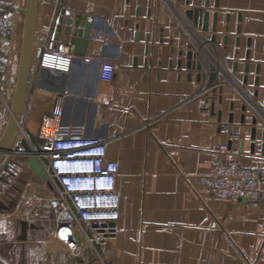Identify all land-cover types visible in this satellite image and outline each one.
<instances>
[{"label":"crops","instance_id":"1","mask_svg":"<svg viewBox=\"0 0 264 264\" xmlns=\"http://www.w3.org/2000/svg\"><path fill=\"white\" fill-rule=\"evenodd\" d=\"M187 1L38 0L19 131L42 143L59 125H76L108 140V156L119 162L120 215L116 242L102 246L107 264H264V192L256 204L217 199L201 181L218 145L231 143L223 123L241 130V162L264 165V121L258 115L253 123L257 113L242 108L230 84L215 101L196 95L200 77L188 66L190 43L172 10L174 2L186 16ZM25 3L0 0L13 27L10 37L0 36V135L11 113ZM189 3L205 8L206 0ZM206 8L203 31L216 35L227 70L264 110V0H208ZM73 28L104 37L89 41L84 54L96 48L100 56L87 62L75 55L69 72L40 66L45 49L76 44ZM103 59L118 65L111 80L101 78ZM15 157L0 156V264H98L60 254L50 240L55 191L27 156Z\"/></svg>","mask_w":264,"mask_h":264},{"label":"built area","instance_id":"2","mask_svg":"<svg viewBox=\"0 0 264 264\" xmlns=\"http://www.w3.org/2000/svg\"><path fill=\"white\" fill-rule=\"evenodd\" d=\"M172 10L197 58L203 63V76L196 95L206 92L215 101L220 98L224 86L230 84L264 121L263 108L227 70L223 46L193 25L174 2ZM12 33L9 15L1 12L0 36L10 37ZM90 41L103 43L105 39L100 34H93ZM74 46V43L62 40L55 47L45 49L39 57L40 66L69 72L75 57ZM100 54V50L94 48L82 58L89 62ZM117 68V63L103 59L101 78L111 80ZM220 131L229 137L231 143L218 145L213 168L201 181L217 199L236 201L244 198L256 204L264 192V165H244L241 162L238 147L240 129L223 123ZM24 136L28 138L25 130L21 129L12 153L7 154L6 158L27 156L20 150L21 138ZM40 147L37 158L55 191L58 203L56 227L50 240L58 244L60 254L66 260L107 264L102 246L116 242L120 215V191L117 186L119 162L108 156V140L86 135L80 126L59 125L52 134L45 135Z\"/></svg>","mask_w":264,"mask_h":264},{"label":"water","instance_id":"3","mask_svg":"<svg viewBox=\"0 0 264 264\" xmlns=\"http://www.w3.org/2000/svg\"><path fill=\"white\" fill-rule=\"evenodd\" d=\"M188 6L185 9L186 16H188L193 25H200L202 30L206 31L209 29V17L210 11L208 8V0H206L205 8L200 7H190L189 0L186 3ZM37 5L38 0H26L25 7L22 8V11L25 13L24 18V27H23V36L21 42V50H20V59L19 66L17 72L16 84L13 91V97L11 102V113L9 115L7 124L5 126L4 131L0 135V156L3 154H11L13 148H10V145L15 137V134L18 129H20V119L23 111L24 100L26 96V90L28 85V80L31 71L32 65V55H33V46H34V35H35V21H36V13H37ZM82 15H79L80 18ZM84 16V15H83ZM82 16V17H83ZM219 13L214 12L213 14V23L212 30L215 32L217 30V20ZM72 19H68V23L71 24ZM82 24V22L77 19L75 20V25L78 26ZM92 24V22H91ZM90 24V25H91ZM73 34L76 36V44L74 48L75 55H84L86 53L87 46L90 41L91 33L90 31H83L81 29L73 28ZM212 41L216 40V35L213 34ZM188 66L190 68H194L198 71L199 77L203 76V63L197 58L196 52L193 50L190 45V50L188 52ZM213 107L215 102L212 103ZM248 103L245 101L243 103L242 108L245 110L248 108ZM253 123L259 121L258 114H254ZM264 125V122H263ZM25 132L28 135L27 137L21 138L22 148L20 150L23 151L24 154L28 156L29 165L43 177H47V174L37 158V152L41 150L40 143L37 142V139L31 134V132L26 129ZM264 132V131H263ZM252 135H255V127L253 128Z\"/></svg>","mask_w":264,"mask_h":264},{"label":"bare ground","instance_id":"4","mask_svg":"<svg viewBox=\"0 0 264 264\" xmlns=\"http://www.w3.org/2000/svg\"><path fill=\"white\" fill-rule=\"evenodd\" d=\"M24 14H25V13H24ZM16 79H17V78H16ZM15 84H16V83H15ZM18 133H19V129H18V131H17L16 134H15V137H14V139H13L11 145H10V148H13V146H14V144H15V141L17 140ZM6 155H7V154H6Z\"/></svg>","mask_w":264,"mask_h":264},{"label":"rangeland","instance_id":"5","mask_svg":"<svg viewBox=\"0 0 264 264\" xmlns=\"http://www.w3.org/2000/svg\"><path fill=\"white\" fill-rule=\"evenodd\" d=\"M18 131V130H17ZM11 158H14V157H11ZM15 158H18V156L16 155V157Z\"/></svg>","mask_w":264,"mask_h":264}]
</instances>
